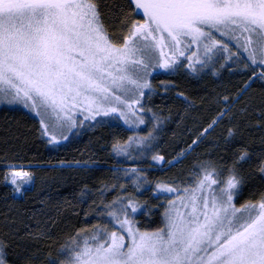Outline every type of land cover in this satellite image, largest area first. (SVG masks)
<instances>
[{
    "label": "snow or ice",
    "instance_id": "1",
    "mask_svg": "<svg viewBox=\"0 0 264 264\" xmlns=\"http://www.w3.org/2000/svg\"><path fill=\"white\" fill-rule=\"evenodd\" d=\"M221 56L251 75L235 96L222 98L224 107L188 151L230 117V105L248 93L253 78L264 82V0H126L107 18L101 0H0V102L34 112L37 133L53 146L78 134L86 121L100 125L110 117L144 123L131 117L154 92L153 72L183 69L198 76L210 65L215 72ZM161 87L167 90L174 82L162 81ZM177 96L188 101L183 92ZM236 139L229 127L225 147L232 150ZM153 140L151 132L130 136L123 143L116 140L112 150L127 154L133 142L151 150ZM185 154L182 149L167 163H178ZM195 167L192 184L159 182L151 188L153 199H166L160 226L142 231L134 221L140 204L117 198L97 209L90 233L77 229L41 264H264V187H258L264 186V152L254 159L247 147H238L230 163L207 160ZM6 168L4 181L22 195L33 174L19 165ZM253 169L259 174L255 184ZM131 171L137 188L150 183L142 170ZM37 226L35 235H46L39 220ZM37 259L34 253L23 255L20 264ZM0 264H17L3 239Z\"/></svg>",
    "mask_w": 264,
    "mask_h": 264
},
{
    "label": "trees",
    "instance_id": "2",
    "mask_svg": "<svg viewBox=\"0 0 264 264\" xmlns=\"http://www.w3.org/2000/svg\"><path fill=\"white\" fill-rule=\"evenodd\" d=\"M125 2L101 0V10L107 18L118 12ZM222 64L225 66L221 67ZM214 67L215 72L210 65L198 76L183 69L175 74L156 72L151 80L154 92L143 100L145 124L139 129L129 128L118 119L105 118L106 122L100 125L94 122L80 126L78 134L56 146L39 136L38 118L33 113L0 106V239L7 241L10 258L20 264L21 256L34 253L38 258L36 264H41L49 252L55 254L66 237L77 229L90 233L98 219L97 209L117 198L136 200L142 209L135 215V222L142 231H150L160 226L161 205L166 204L162 198H152L151 188L156 183L189 184L194 179L193 174H198L195 166L200 161L230 163L232 150L238 147H247L254 159L264 152V104H261L264 82L253 78L248 93L234 107L230 105V117L221 120L178 163H167L182 149L185 153L188 151L192 141L224 107L220 102L222 98L235 96L251 75L242 66L225 62L222 56ZM162 81H172L174 87L165 90L161 87ZM179 92H183L188 101L178 98ZM249 99L251 104H248ZM242 107H246V111L241 112ZM229 127L236 131L237 137L232 150L225 147L223 140ZM149 132L155 136L151 150L142 151L134 142L127 154L117 155L112 150L116 140L123 143L130 136L145 137ZM153 154H160L165 160L153 161ZM6 165H22L33 174L32 185L23 188L20 196L4 181ZM133 167L142 170L150 183L137 188ZM124 169L129 170L127 174ZM252 171L255 173L254 169ZM258 180L259 174L255 173L252 183ZM85 186L87 190L82 193ZM244 198H248L247 193ZM38 220L43 225L40 230L46 232L42 237L35 235Z\"/></svg>",
    "mask_w": 264,
    "mask_h": 264
},
{
    "label": "rangeland",
    "instance_id": "3",
    "mask_svg": "<svg viewBox=\"0 0 264 264\" xmlns=\"http://www.w3.org/2000/svg\"><path fill=\"white\" fill-rule=\"evenodd\" d=\"M160 71H163V70H158V71L153 72L152 76L149 77L150 82H151V80H152L153 75L156 74V72L158 73V72H160ZM145 91H147V90H145ZM144 98H145V97H144ZM144 98L142 99L143 110L141 111V110L137 109L135 116L131 117V119L135 120L136 116H139V117H142V118H143V113H144V102H143V100H144ZM3 105L12 106V107H15V108H21V109H24V110H26V111H29V112H31V113H33V114L35 115L34 112H32V111H31L30 109H28V108H25L22 104H18V103L9 104V103H6V102H0V106H3ZM35 116H36V115H35ZM106 118H110V117H106ZM80 119H83V117L81 116ZM98 119H99V118H98ZM118 120H120V122H122V124H124L125 126H127V127H129V128H133V129H135V130H136V129H139L141 126H143V125L145 124V121H144V123H142V124H140L138 121H137L136 123L125 124L123 119H118ZM143 120H144V118H143ZM89 123H90V124H91V123H94V121H86V122H85V124H89ZM85 124H84V125H85ZM61 142H62V141H60L59 143H61ZM188 152H190V151H187L186 154H187ZM20 167L25 168V169H27V170L29 171V169H28L27 167H25V166H22V165H21ZM192 182H193V180H192L189 184H192ZM30 185H32V182H30V183L24 185V188H25V187H29ZM15 195H16V196H20L21 194H19V193H15ZM161 198H162V199L165 201V203H166V199L163 198V197H161ZM141 209H142L141 207H140L139 209H137V213H136V215L141 211ZM134 221H135V219H134ZM135 223H136V222H135ZM136 226H137V224H136ZM110 230H111V229H110Z\"/></svg>",
    "mask_w": 264,
    "mask_h": 264
}]
</instances>
